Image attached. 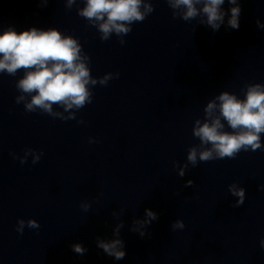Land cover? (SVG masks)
Returning <instances> with one entry per match:
<instances>
[{
    "label": "clouds",
    "instance_id": "clouds-1",
    "mask_svg": "<svg viewBox=\"0 0 264 264\" xmlns=\"http://www.w3.org/2000/svg\"><path fill=\"white\" fill-rule=\"evenodd\" d=\"M75 3L76 0H67L66 7L71 9ZM167 3L173 10L174 18L191 21L197 17H206L200 19L199 23L210 26L214 31L219 30L224 23L226 13L221 6L225 0H167ZM228 3L235 6L230 9L231 16L227 24L238 29L241 11L238 0H228ZM141 8L144 10L141 11ZM153 11V4H144L143 0H84V6L77 10L80 17L97 28L101 40H108L113 33L121 37L126 35L134 22H142ZM257 23L259 25V21ZM120 43L123 44L124 40L121 39ZM20 69L24 70V75L16 83L21 93L16 102L24 101L26 111L39 110L64 120L75 119L76 116L70 114L65 118L61 113L53 111V105L66 112L73 108L79 110L92 102L89 86L97 83L106 85L112 78L111 73L99 79L92 77L89 57L83 52L79 40L71 35H63L56 28L43 30L32 27L18 33L13 27H8L0 34V72L15 76ZM242 91L243 99L232 92L222 91L207 102L203 121L195 120L192 129L202 150L198 151L196 147L188 150L187 161L190 164L195 166L198 158L199 161L235 158L241 150L262 149L260 134L264 133V84L250 83ZM225 123L231 131L225 130ZM40 155L34 157V164L39 161ZM25 161L26 159H21V163ZM180 175H183V170ZM192 184L193 181H188L186 186ZM229 191L240 197L234 206L242 205L245 189L229 186ZM82 207L85 211L88 210L87 205ZM145 214L147 219L134 221L132 229L139 231L141 237L145 235L142 230L144 226L158 218L150 209H146ZM26 224L32 229L40 227L34 219H29ZM24 227L25 221L19 220L17 231L23 233ZM122 227L123 222L114 231L117 238L97 240V246L116 260H121L126 255L123 250L124 242L119 238ZM184 227L182 220L172 224L174 230ZM261 246L264 247V240H261ZM72 249L79 255H84L87 251L81 244H73Z\"/></svg>",
    "mask_w": 264,
    "mask_h": 264
}]
</instances>
